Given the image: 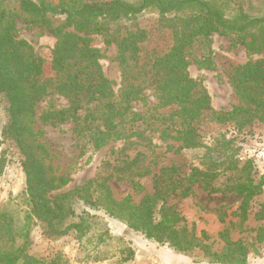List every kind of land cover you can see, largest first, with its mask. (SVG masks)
<instances>
[{
    "label": "trees",
    "instance_id": "obj_1",
    "mask_svg": "<svg viewBox=\"0 0 264 264\" xmlns=\"http://www.w3.org/2000/svg\"><path fill=\"white\" fill-rule=\"evenodd\" d=\"M147 11L158 15L171 45L150 46L147 31L126 25ZM59 17L63 22L53 26ZM17 18L25 24L46 26L58 37L50 60L51 77L44 76L43 61L33 47L15 38ZM69 27L76 32L62 34ZM78 33H100L107 45H116L121 76L117 92L102 73L99 53ZM214 33L240 43L249 38L247 49L262 52L264 0H19L17 12L6 11L4 0H0V95L7 101V121L1 133L19 150L25 176L22 218L0 211V264H58L56 259L30 254V234L37 225L46 236L72 233L82 247L95 245L97 249V245L116 239L105 228L103 217L177 253L199 250L209 264H248L251 253H260L255 246L264 243V227L248 229L243 225L254 199L264 191V174L256 179L250 160L241 165L233 140L217 134L205 144L202 130L211 124L231 125L241 133L256 122L264 123V58L228 67L225 75L239 105L217 113L206 89L189 76L187 61L196 47L207 50ZM200 64L211 68L206 59ZM147 90L155 92V109L177 107L171 114L152 118L164 126L163 133H175L180 149L204 150L200 165L188 172L174 162L161 165L150 145L128 141L127 146L111 153L93 179L50 197L68 178L55 176L50 153L33 129L36 105L48 95L64 97L66 108H49L39 120L50 126L70 123L80 150L96 151L110 140H129L151 130L153 123L148 117L133 114L126 120L132 103ZM137 122L141 124L134 126ZM136 146L143 149L129 155ZM2 167L0 161V170ZM148 176L153 193L138 204L129 197L120 201L112 197L110 179L131 182L133 189L141 190L134 180ZM195 184L208 195L241 198L237 221L228 222L212 241L205 231L197 235L194 224L189 227L177 208L179 201L191 196ZM253 219L264 222V201L258 204ZM220 221L224 223L222 218ZM235 230L238 235L255 232V236L250 242L244 237L234 240L231 232ZM116 240L119 245L113 264H124L134 252L121 239ZM217 240L222 247L213 250ZM97 256L93 260H98Z\"/></svg>",
    "mask_w": 264,
    "mask_h": 264
},
{
    "label": "rangeland",
    "instance_id": "obj_2",
    "mask_svg": "<svg viewBox=\"0 0 264 264\" xmlns=\"http://www.w3.org/2000/svg\"><path fill=\"white\" fill-rule=\"evenodd\" d=\"M19 0H4L6 11L17 12ZM63 22L62 17L53 21V26ZM127 26H135L144 29L149 33L150 46L171 45V38L168 31L161 28L158 15L154 11H147L132 22L126 23ZM76 32L73 27L65 28L62 34ZM14 35L18 40L26 41L33 47L37 56L43 61V74L45 77H51L52 71L50 60L52 51L57 43L58 37L55 36L46 26L25 24L17 18L14 23ZM61 35V34H60ZM82 38L88 40L89 46L99 53V63L102 73L110 81L114 92H117L121 80L120 69L116 61L117 47L114 43L107 45L105 38L100 33L83 34L78 33ZM250 39L246 38L244 43L235 42L231 39L217 34L209 37L207 50L199 47L195 48L193 55L187 58L189 63L188 74L195 81L199 82L207 91L211 99V105L215 112L226 113L233 107L238 106L239 102L232 93L228 84L225 72L229 66L242 65L251 61H258L264 58V50L260 53H251L247 49ZM208 60L211 68L201 66V62ZM158 103L153 90L145 91L140 99L134 101L131 109L126 115V120L134 117L133 114L145 116L151 119V130L142 131L139 136L129 140H110L99 150H86L82 152L77 142L72 136V125L70 123L61 126H50L42 123L39 117L49 108L59 110L68 106L67 100L56 94L44 97L35 107V123L33 129L39 133V141L45 144L50 156L53 173L55 176L67 177L68 182L59 190L50 194H62L71 191L77 186L83 185L88 180L93 179L99 172L102 163L106 162L113 151H119L127 146L129 142L142 143L154 148V152L159 156L158 163L168 165L171 162L182 166L183 171L188 172L190 167L199 166L203 160L204 150H182L181 142L174 139L175 133L168 130L163 133V125L156 120V115H168L177 110L176 106L155 109ZM7 101L3 95H0V161L2 169L0 170V211L10 212L15 219L20 220L23 216L25 206L23 204V194L25 191V176L21 168V155L16 145L9 139L2 136V127L7 121ZM153 119V120H152ZM137 122L136 125H140ZM145 126L141 127L144 130ZM203 142L209 144L210 136L221 134L227 139L233 140L239 152L237 157L241 165L250 160L256 171V179L264 174V123L256 122L250 128L243 132H237L231 125L216 126L207 125L202 130ZM142 138V139H139ZM144 139V141H142ZM143 149L136 146L135 150L129 151L133 155L136 151ZM150 154V152H149ZM240 165V166H241ZM201 167V166H200ZM141 187V190L132 188L131 182L108 181L112 197L120 201L129 197L133 204H138L140 200L152 195L153 184L150 176L135 179ZM241 198L230 194L208 195L200 185L195 184L192 194L188 198L182 199L177 203L180 214L186 220L188 226L194 224L197 235L205 231L213 239H216L219 231L223 229L228 222H236L237 209ZM264 201L263 193L256 197L253 202V209L249 219L243 225V228L257 229L264 227V222L255 221L253 214L256 212L258 204ZM92 214H95L92 212ZM103 217V216H101ZM103 222L108 228L110 235L116 239H121L126 247L134 252L133 258L124 264H209L199 250L189 253H177L168 245H160L146 240L141 234L128 229L122 223L103 217ZM224 220V223L220 219ZM42 228L37 225L30 234V254L47 259H56L58 264H113L117 258L119 242L114 239L105 244L82 245L70 233L65 236L49 237L43 234ZM255 232H249L238 235L237 231L231 232L232 239L244 237L247 241H252ZM222 243L218 240L213 245V250H219ZM256 249L260 253H251L248 257L250 264H264V243L256 244ZM99 251V254H97ZM99 255V256H97ZM97 256L98 260H93Z\"/></svg>",
    "mask_w": 264,
    "mask_h": 264
},
{
    "label": "crops",
    "instance_id": "obj_3",
    "mask_svg": "<svg viewBox=\"0 0 264 264\" xmlns=\"http://www.w3.org/2000/svg\"><path fill=\"white\" fill-rule=\"evenodd\" d=\"M248 264H250V263L248 262Z\"/></svg>",
    "mask_w": 264,
    "mask_h": 264
}]
</instances>
